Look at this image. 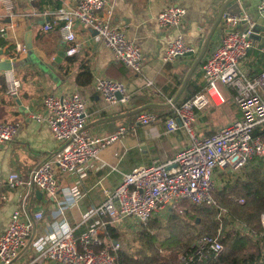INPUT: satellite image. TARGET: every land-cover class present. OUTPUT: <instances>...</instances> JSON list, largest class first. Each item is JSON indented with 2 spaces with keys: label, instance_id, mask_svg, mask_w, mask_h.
<instances>
[{
  "label": "built area",
  "instance_id": "1",
  "mask_svg": "<svg viewBox=\"0 0 264 264\" xmlns=\"http://www.w3.org/2000/svg\"><path fill=\"white\" fill-rule=\"evenodd\" d=\"M1 2L4 4V17L12 19L19 16L16 0ZM106 5V0H80L76 6H64L53 13L55 21L62 23L64 41L71 45L67 55L73 56L81 48L75 31L76 25H80L94 33L93 43L104 45L118 62L141 75L145 63L143 51L128 40L121 27L112 23V12L104 13ZM258 12L264 18V0L260 1ZM185 15L183 7L169 5L158 15V24L162 29H178ZM221 20L225 34L203 66L204 91L179 105L174 99L167 102L173 113L166 118L167 131L173 134L183 129L189 137V145L178 151L168 163L140 166L124 174L113 194L89 211L82 223L86 230L79 237L71 226L65 225L64 229L59 226L46 236H34L29 246L36 226L45 221L43 210L32 212L30 209L33 193L39 191L57 199L60 195L59 175L82 182L87 170L101 162L103 151L129 132L126 127H121L106 137L93 135L87 129V102L78 88L46 96L43 102L46 116L37 114L33 118L49 125L61 149L28 177L13 172L5 183L0 181V194L4 184L11 189L25 190L20 207L13 212L8 228L0 235V264H119L117 253L120 245L114 242L109 248H102L101 228L110 225L124 231L131 225H146L155 216L173 211L186 212L185 203L213 210L218 228L214 235L199 237L182 255L180 264H200L211 253L216 256L223 253L225 248L221 235L224 220L233 215L237 204L242 205L245 201L234 198L225 202L220 193L241 180V171L252 161L264 159V140L254 136L255 129L264 124V98L259 93V89L264 88V72L251 80L241 70V64L254 43L253 19L248 15L224 12ZM241 24L247 25L243 31L238 30ZM50 29L51 25L47 24L45 30ZM4 32L1 29L0 33ZM18 50L26 53L20 45ZM191 52L193 49L182 37H177L169 43L163 60L174 63ZM7 81V94L17 98L21 84L12 70L7 72ZM220 85L235 91L234 101L242 118L213 135L201 136L197 129L198 113L212 104L220 106L226 103ZM94 90L109 105L130 102L126 85L105 75L95 78ZM160 120L158 112L142 110L137 113L134 126L149 127ZM19 127V123H0V143L12 142ZM58 212L64 217L63 207H59ZM261 224L264 228V213ZM30 247L33 257L29 263H21Z\"/></svg>",
  "mask_w": 264,
  "mask_h": 264
},
{
  "label": "crops",
  "instance_id": "2",
  "mask_svg": "<svg viewBox=\"0 0 264 264\" xmlns=\"http://www.w3.org/2000/svg\"><path fill=\"white\" fill-rule=\"evenodd\" d=\"M79 1L16 0L19 16L9 19L4 17V4L0 0V31L5 30L4 34L0 33V38L5 40L0 46V67L4 62L11 63L14 77L21 84L19 96L10 97L7 94L8 71L0 69V123L20 125L12 142L0 143V181L5 183L13 172L28 177L61 149L49 125L33 118L37 114L46 116L43 102L51 93L63 94L78 88L87 102V129L96 137H106L121 127L129 130L103 151L101 162L87 170L82 182L59 175L57 199L39 191L33 193L31 211L41 209L45 212V221L36 226L35 238L46 236L59 226L64 229L65 225L74 228L79 237L86 230L82 223L89 211L113 194L124 174L140 166L168 163L189 145V137L183 129L173 134L167 131L165 121L172 112L167 102L174 99L179 105L192 91H204L203 66L225 34L224 24L219 20L225 7L226 11L237 16L248 15L255 22L253 47L241 64L242 73L254 80L264 72V18L258 12L261 0H106L104 13L111 11L112 23L121 27L128 40L143 51L145 63L141 75L118 62L107 47L93 43L94 33L80 25H76L75 31L81 48L75 55H67L71 45L64 41L62 23L55 21L53 13L64 6H76ZM169 5H179L186 10L178 29H162L158 24V15ZM47 24L51 25L49 31L45 30ZM246 27L241 24L238 30ZM177 37H182L193 52L174 63H165L163 58L168 45ZM30 44L32 48L28 49ZM18 45L25 48L26 53L20 52ZM68 57L75 61L70 63ZM83 67L90 70L92 77L91 83L85 86L77 82ZM99 75L124 83L130 102L107 104L94 90V80ZM220 89L227 103L229 88L220 85ZM259 93L264 98V88L259 89ZM225 104H212L198 113L197 129L201 136L213 135L242 118L236 103V117L229 110L225 111V107L223 115L216 114ZM140 110H154L161 120L149 127L134 126ZM24 194V189L3 185L0 235L8 228ZM59 207L64 208V217L60 216ZM136 228L131 225L124 232H133ZM100 233V237L105 233L103 228ZM25 255L21 263H26Z\"/></svg>",
  "mask_w": 264,
  "mask_h": 264
},
{
  "label": "trees",
  "instance_id": "3",
  "mask_svg": "<svg viewBox=\"0 0 264 264\" xmlns=\"http://www.w3.org/2000/svg\"><path fill=\"white\" fill-rule=\"evenodd\" d=\"M4 42L5 40L0 38V46ZM68 58L70 63L75 61L73 57ZM91 80L90 70L83 67L82 72L77 78L78 84L81 86L89 85ZM186 89L187 91L190 90V88ZM199 92L201 90L196 89L194 92L192 91L185 99V102L193 99ZM228 92L230 93V97L234 99L235 91L229 88ZM171 114L173 113L171 112ZM254 136L264 140V124L255 129ZM262 167L261 165L259 168ZM256 178L258 177L256 176ZM220 197L225 202H230L235 197L244 198L247 201L245 200V205L237 204L233 215L224 220V228L221 235V242L225 248L223 253L219 256L211 253L200 264H264V228L261 224V215L264 213V192L254 190L250 174H245L238 184L224 188L220 193ZM190 208L192 213H196L205 219L200 224H197V220L190 221L189 210L187 208L184 213L174 211L176 215H173L170 219L174 220L175 223L183 225L186 231L175 242H171L170 240L161 242L160 247L165 249L172 247L168 250L170 254L166 256L157 253L152 255L150 253L152 248L148 244L145 246L146 249L141 246L137 247L135 242L131 241L127 235L110 225L104 229L105 233L101 235V239L104 241L102 248H109L114 242L123 245V248L117 253L119 264H180L181 252L176 250L178 247L177 243H181L184 252L189 251L199 237L211 235L209 222L213 216L216 218L215 212L211 209L208 210L205 207ZM216 225L218 227L217 221ZM144 234L147 235L144 232L138 233L139 236H145Z\"/></svg>",
  "mask_w": 264,
  "mask_h": 264
},
{
  "label": "rangeland",
  "instance_id": "4",
  "mask_svg": "<svg viewBox=\"0 0 264 264\" xmlns=\"http://www.w3.org/2000/svg\"><path fill=\"white\" fill-rule=\"evenodd\" d=\"M228 96V95H227ZM225 107V108H224ZM229 110L230 113H232L234 115V117H236L237 115V108H236V104L233 98H229L227 99V103L222 106V109H220L219 112L217 113H221L223 115V110ZM222 111V112H221ZM263 163V164H261ZM261 165L263 166L262 168ZM257 173H259L257 175ZM245 174H250L251 176V182H252V186L254 188V190H259L261 192H264V159L263 160H256L255 162L250 163L244 170L241 171V179L244 178ZM256 176L258 178H256ZM236 183V182H235ZM239 181L236 183L238 184ZM234 184V185H236ZM232 186V185H229ZM236 198V197H235ZM236 199H243L244 201L246 199L244 198H236ZM247 201V200H246ZM246 201L244 204H246ZM184 207H186L189 210V218L190 221L193 222L194 220H199V222L197 224H200L202 221H204L205 218H202L200 215L196 214V213H192V211L190 210V207H195L192 206L190 204L185 203ZM196 208H200V207H196ZM206 209L210 210L209 208L205 207ZM173 215H176V213H174V211L172 213L166 214V215H160L159 217H153L146 225H139L135 231L133 232H124L122 231L125 235H127L129 237V239L131 241L135 242V245L141 246L144 249H146V245L148 244L152 250H151V254L154 255V253H157L159 255H168L170 253H168V250L171 249L172 247H168L167 249L160 247L161 242L163 241H167L170 240L171 242H175L179 237H182L183 234H185L186 228L183 225H180L178 223H175L174 220L170 219ZM216 217V216H215ZM154 220H156V222H154ZM209 228L211 229V235H214L217 231V225H216V219L214 218V216L212 217L211 221L209 222ZM188 231V229H187ZM140 232H144L147 235L143 236V235H138V233ZM147 236V237H146ZM196 242V241H195ZM195 242L193 243V245L195 244ZM178 247L176 250L180 251V260L182 255H184V248H182L181 243H177ZM192 245V246H193ZM174 247V246H173ZM123 248V245H120V249ZM174 250V248H173ZM34 253L32 248L30 247L27 252H26V257H27V261L26 263L30 262L31 257H33Z\"/></svg>",
  "mask_w": 264,
  "mask_h": 264
},
{
  "label": "water",
  "instance_id": "5",
  "mask_svg": "<svg viewBox=\"0 0 264 264\" xmlns=\"http://www.w3.org/2000/svg\"><path fill=\"white\" fill-rule=\"evenodd\" d=\"M224 12L231 13L230 10H227V11H226V7H225V8L222 10L221 14H220L219 20H221L222 15H223ZM231 14H233V13H231ZM234 15H235V14H234ZM27 48H28V49H31V48H32V45H31V44L28 45ZM61 54L63 55V53H61ZM190 54H191V53H190ZM190 54H188V55H190ZM0 69L3 70V71H11V70H13V65H12L11 63H9V62H4V63L1 64ZM174 101H176V100H174ZM140 111H141V110H140ZM198 222H199V220L197 221V223H198ZM34 236H35V235H33V237L31 238V240H30V242H29V246L31 245V242H32L33 239H34Z\"/></svg>",
  "mask_w": 264,
  "mask_h": 264
}]
</instances>
